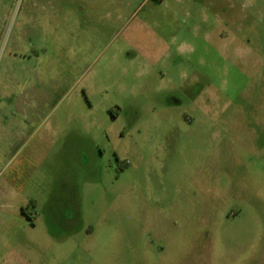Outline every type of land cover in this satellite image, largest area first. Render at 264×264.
<instances>
[{"label":"rangeland","instance_id":"374dc122","mask_svg":"<svg viewBox=\"0 0 264 264\" xmlns=\"http://www.w3.org/2000/svg\"><path fill=\"white\" fill-rule=\"evenodd\" d=\"M20 167L39 225L0 264H264V0H0V187Z\"/></svg>","mask_w":264,"mask_h":264},{"label":"crops","instance_id":"0c3cea01","mask_svg":"<svg viewBox=\"0 0 264 264\" xmlns=\"http://www.w3.org/2000/svg\"><path fill=\"white\" fill-rule=\"evenodd\" d=\"M14 172V176L5 180L0 187V229L8 225L7 221H15L23 229L28 230V227L35 230L39 225L37 224V217L39 216L37 210L32 212L30 219L24 212L25 207H29L33 200L32 196H28L24 190L32 182V179L26 177V174L23 175L26 170L21 167L15 169ZM23 184L26 185L21 188ZM79 206L77 193L54 192L43 210L47 220L42 227L46 235L52 240H59L62 232L72 227L80 216ZM33 216H36L35 219ZM23 222H25V226Z\"/></svg>","mask_w":264,"mask_h":264},{"label":"trees","instance_id":"16d2710c","mask_svg":"<svg viewBox=\"0 0 264 264\" xmlns=\"http://www.w3.org/2000/svg\"><path fill=\"white\" fill-rule=\"evenodd\" d=\"M34 205H35V203H32V204L30 205V207H33V208H34ZM24 211H25V209H24Z\"/></svg>","mask_w":264,"mask_h":264}]
</instances>
